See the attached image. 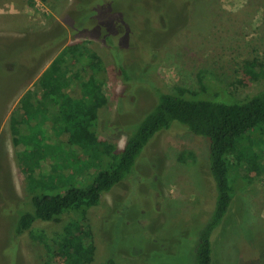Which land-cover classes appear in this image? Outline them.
I'll use <instances>...</instances> for the list:
<instances>
[{
  "label": "rangeland",
  "instance_id": "1",
  "mask_svg": "<svg viewBox=\"0 0 264 264\" xmlns=\"http://www.w3.org/2000/svg\"><path fill=\"white\" fill-rule=\"evenodd\" d=\"M66 47L72 48L58 59ZM86 49L106 70L107 103L94 108L78 96L76 84L80 66L73 55ZM115 50L142 83L123 81ZM0 63L6 72L0 76V264H39V246L28 236H14V216L6 214L8 205L31 196L27 174L32 170L21 164L23 147L16 145L10 123L23 96L39 87L36 95L44 100L53 82L69 79L76 116L95 112V136L118 149L129 126L156 104L144 79L163 91L214 88L243 101L264 88V0H0ZM49 68L52 72L43 76ZM248 140L232 162L250 178L213 236L214 264H264V130ZM208 155L204 138L183 128L157 135L133 175L88 210L92 264H194L198 234L212 209ZM66 163L83 179L90 175L87 162L70 157ZM63 225L39 224L51 234ZM76 232L84 233L83 227Z\"/></svg>",
  "mask_w": 264,
  "mask_h": 264
},
{
  "label": "trees",
  "instance_id": "2",
  "mask_svg": "<svg viewBox=\"0 0 264 264\" xmlns=\"http://www.w3.org/2000/svg\"><path fill=\"white\" fill-rule=\"evenodd\" d=\"M71 48L66 47L57 58L64 59ZM115 55L123 81L142 83L138 81L140 74L127 68L116 50ZM73 57L80 66L78 96L91 108L105 105L106 70L102 59L87 49L75 52ZM69 70L72 68L68 67L66 72ZM51 72L49 68L43 76ZM5 73L0 63V76ZM68 82L66 78L53 82L51 93L44 100L36 95L39 87L30 89L11 114L16 145L23 147L19 152L21 164L25 171L32 170L27 174L29 200L17 206L8 205L11 210H5L7 215L14 216V236H28L39 246V264H92L95 246L88 210L98 206L104 194L133 175L139 159L157 135L180 127L203 137L209 146L207 160L214 189L208 204L212 209L198 234L194 264H214L213 236L227 219L238 191L250 178L238 172L232 156L247 144L250 135L264 130V88L242 101L230 92L214 88L186 94L163 91L158 83L144 79L143 83L155 92L156 104L129 126L126 143L118 149L95 136L98 129L95 112L76 116L72 93L75 89L66 87ZM81 132H85V137L75 140ZM36 135L43 140H31ZM70 157L84 166L86 162L90 164V175L83 179L78 172H71L69 164H62ZM61 165H65L64 169ZM41 223L64 225L61 232L51 234L39 226ZM78 226L83 227L84 233L77 234ZM60 256L62 263L57 262Z\"/></svg>",
  "mask_w": 264,
  "mask_h": 264
}]
</instances>
